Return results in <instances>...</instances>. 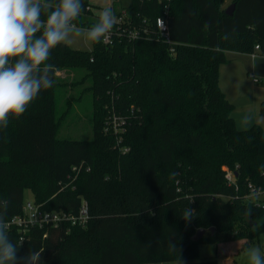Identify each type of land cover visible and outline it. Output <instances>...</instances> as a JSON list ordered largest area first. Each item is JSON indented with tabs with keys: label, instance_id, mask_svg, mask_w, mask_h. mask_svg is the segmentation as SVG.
<instances>
[{
	"label": "trees",
	"instance_id": "trees-1",
	"mask_svg": "<svg viewBox=\"0 0 264 264\" xmlns=\"http://www.w3.org/2000/svg\"><path fill=\"white\" fill-rule=\"evenodd\" d=\"M224 1H115L109 8L125 15L112 43L52 50L53 86L0 130V200L8 202L18 257L33 250L43 252V264H222L217 256L201 259L200 245L252 241L264 232V129L237 126L220 84L228 52L252 54L258 45L264 56V0H232V14ZM82 3L74 23L87 28L99 16L87 9L89 0ZM67 69L85 73L92 139L58 137L70 107L57 117V92L67 84L57 72ZM109 112L122 116L126 132L105 130ZM81 164L90 170L74 178ZM227 169L237 172L232 180ZM27 189L49 211L78 214L86 203L88 223L23 231L9 222L23 213ZM187 207L195 209L190 221L181 217ZM199 229L209 237L193 240Z\"/></svg>",
	"mask_w": 264,
	"mask_h": 264
},
{
	"label": "clouds",
	"instance_id": "clouds-1",
	"mask_svg": "<svg viewBox=\"0 0 264 264\" xmlns=\"http://www.w3.org/2000/svg\"><path fill=\"white\" fill-rule=\"evenodd\" d=\"M83 11L82 0H0V130L7 129L10 119H19L42 90L53 86V66L48 63L53 49L74 38L94 44L108 38L117 22L115 12L103 9L97 22L84 28L74 23ZM249 121L244 118L245 124ZM7 208L8 202L0 200V264H43L42 251L18 257L20 246L8 235ZM194 213L187 207L181 217L190 221ZM245 215L251 217L250 208ZM170 248L178 251L173 244ZM246 254L249 264H264L259 246L248 247Z\"/></svg>",
	"mask_w": 264,
	"mask_h": 264
},
{
	"label": "rangeland",
	"instance_id": "rangeland-1",
	"mask_svg": "<svg viewBox=\"0 0 264 264\" xmlns=\"http://www.w3.org/2000/svg\"><path fill=\"white\" fill-rule=\"evenodd\" d=\"M118 1V7H126L131 2V0ZM89 2L93 7L94 14H100L103 9L111 5L110 0H89ZM231 3L232 0H225L223 5L227 8ZM68 45L74 49L91 50L94 43L83 38H74L73 42ZM228 56L233 60L227 66L223 67L222 65L220 71L221 82L225 87L223 88L225 91H223L228 99L234 101L238 119L239 116L245 118L249 115V123L240 122L241 127L248 128L254 123H258L264 129V115L261 112L262 103L264 102V56L259 53L253 56L252 54H242L234 51L229 52ZM57 75L59 80L67 82L65 87H59L57 92V117L61 116L70 107L68 113L64 114L62 119H59L58 137L92 139L94 136L93 99L92 95L84 90L88 83L80 82L85 75L84 71L60 70ZM231 75L237 81V89L227 87V84L231 85L232 83ZM254 77H258L260 82H254ZM72 83L75 84L72 85ZM71 98L75 99L70 105L68 101ZM115 113L117 112H109L104 123L105 130L113 134H117L115 131L121 128L119 120L110 119ZM124 132H126V129H124ZM24 199L25 202L33 200V193L30 189L25 191ZM209 235L210 232L206 230L202 237H209ZM251 246H259L262 254H264V232L252 241L242 239L225 240L218 243L204 242L200 245L201 259L217 256L222 264H249L246 249Z\"/></svg>",
	"mask_w": 264,
	"mask_h": 264
},
{
	"label": "built area",
	"instance_id": "built-area-1",
	"mask_svg": "<svg viewBox=\"0 0 264 264\" xmlns=\"http://www.w3.org/2000/svg\"><path fill=\"white\" fill-rule=\"evenodd\" d=\"M112 4L118 0H111ZM87 9H92L91 5L87 6ZM122 16L117 17V22H121L122 17H124L125 12L122 11ZM96 15V14H95ZM97 16V15H96ZM79 26V25H78ZM157 26L162 31L165 40L171 43L168 27L166 25V21L163 18L157 19ZM81 27V26H79ZM105 43H112V32L108 36L107 39L103 40ZM259 46L255 47V52L252 53L253 56H256L259 52ZM254 82L259 83L260 80L256 77L253 78ZM110 119L119 120V125L121 128L115 131L117 135L119 133H123L125 129V120L122 116H118L114 114L110 117ZM119 136V135H118ZM124 151H128V148H125ZM86 168V170H90L89 167H84V164L74 166L72 172L74 174V178L78 176L80 171ZM71 176V175H70ZM69 176V177H70ZM73 176V175H72ZM235 177V172L231 169H227V178L228 180H232ZM89 220V212L86 203L83 204L80 212L78 214H70L67 212H56V211H49L42 208L41 205L36 204L34 200L27 201L24 203L23 213L21 215L15 216L9 223L18 224L20 227H23V231L26 230L30 226H45V225H55L59 226L62 224H71V225H79L85 226Z\"/></svg>",
	"mask_w": 264,
	"mask_h": 264
},
{
	"label": "crops",
	"instance_id": "crops-1",
	"mask_svg": "<svg viewBox=\"0 0 264 264\" xmlns=\"http://www.w3.org/2000/svg\"><path fill=\"white\" fill-rule=\"evenodd\" d=\"M110 2H111V5L109 6V7H111L112 6V1L110 0ZM108 7V8H109ZM96 15L97 16H99L100 14H98V13H96ZM229 53V52H228ZM243 54V53H242ZM229 57V56H228ZM230 58V57H229ZM233 60V58H230V61L228 62V63H226V64H224L223 65V67L224 66H227L231 61ZM222 69V68H221ZM221 69H220V71H221ZM248 73V72H247ZM256 78H258V77H256ZM230 79H231V81H232V83H231V85H229V84H227V87L228 88H234V89H237L238 88V84H237V81L234 79V77H233V75H231V77H230ZM259 79V78H258ZM260 80V79H259ZM220 84H221V87H222V89L223 88H225L224 87V85H223V83L221 82V78H220ZM224 90V89H223ZM225 91V90H224ZM229 100L235 105V103H234V101H232L230 98H229ZM235 107H236V105H235ZM234 107V110H233V116H234V118H235V121H236V123H237V126L239 127V128H246V127H241V123L240 122H243L244 123V118L242 117V116H239V119H238V114H237V112H236V108ZM248 117H249V115H248ZM242 120V121H241Z\"/></svg>",
	"mask_w": 264,
	"mask_h": 264
},
{
	"label": "water",
	"instance_id": "water-1",
	"mask_svg": "<svg viewBox=\"0 0 264 264\" xmlns=\"http://www.w3.org/2000/svg\"><path fill=\"white\" fill-rule=\"evenodd\" d=\"M235 8V4L231 3L227 8H226V13L227 14H232ZM235 175H237V172L235 171ZM214 229H212V232ZM206 233V229H199L196 234L193 235L192 239L195 241L200 240V238Z\"/></svg>",
	"mask_w": 264,
	"mask_h": 264
}]
</instances>
